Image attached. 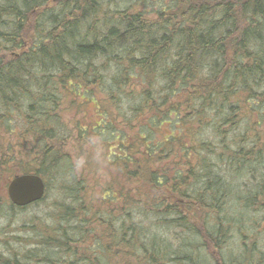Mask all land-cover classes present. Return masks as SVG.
I'll list each match as a JSON object with an SVG mask.
<instances>
[{
  "label": "trees",
  "instance_id": "trees-1",
  "mask_svg": "<svg viewBox=\"0 0 264 264\" xmlns=\"http://www.w3.org/2000/svg\"><path fill=\"white\" fill-rule=\"evenodd\" d=\"M131 1L0 0V137L15 138L0 178L16 163L45 191L58 179L62 219L98 213L78 264H229L228 232L249 235L250 212L264 231V0H165L151 17ZM94 157L105 211L85 205ZM254 238L234 264H264Z\"/></svg>",
  "mask_w": 264,
  "mask_h": 264
},
{
  "label": "rangeland",
  "instance_id": "rangeland-1",
  "mask_svg": "<svg viewBox=\"0 0 264 264\" xmlns=\"http://www.w3.org/2000/svg\"><path fill=\"white\" fill-rule=\"evenodd\" d=\"M164 1L165 0H144L143 2H139V0H132L128 5H132V10L134 11H148L145 15L151 17L154 15V11L157 10L159 5L164 3ZM93 108L94 105L89 104L85 110L89 114V118L95 120L96 116ZM208 133H210L209 129ZM4 137L5 135L0 137V145L5 142L12 143V141H15L13 136L12 138L7 137L5 139ZM94 144H96V141ZM4 145L6 146L7 144ZM87 147H91L96 152L100 151L98 145H94L93 147L92 145H88ZM77 160L79 162L83 161L81 157ZM96 161V157L92 158V162L95 164V177L91 179L93 186L92 195L94 197L90 203L86 202L85 205H87L88 211H91V209L99 211V208L105 211L108 209L107 204L109 203L102 199L98 184H103L105 181L107 183L108 179L106 177L104 178L103 173H105V168L102 164L98 166V164L95 163ZM215 161V158L211 160V162ZM18 164H20V162ZM16 166V163H14L13 167L17 175L18 169ZM4 176V178H0V256L7 259L12 257V254H18L20 256V262L27 261V264H67L70 259L78 264L79 257L77 256L83 253V251L89 250L91 244L97 241V237L104 234L102 231L104 225L100 226L95 222L98 213L92 217H86L85 220L80 222L62 219L61 215L64 206L71 203L70 199L66 198L64 189L58 187V179L52 178V180H49V187H47L44 197L38 201V203L25 207H12L10 206V200L7 195V185L10 179L15 175L9 171L5 173ZM109 181L112 180L109 179ZM121 181L125 182V178L122 177ZM125 185L126 191L129 190L130 187H127L128 184L126 183ZM87 199L89 200L88 197ZM172 199L173 197L171 200ZM111 205L119 208L122 203L120 201L111 203ZM79 208L82 209L83 207L81 206ZM250 215L253 221L250 220L245 223L246 231L249 235L241 239L239 234L231 231L224 237L225 243L222 246V253L226 259H231L228 260L229 264L236 263L235 259L240 260L239 257L243 251V242L250 244L254 238L252 226H254V221L260 216V212L254 214L250 212ZM114 219L117 220L116 226H118L121 217L116 213ZM83 232L84 237L81 238L79 234ZM159 232L162 233L161 230H159ZM181 233V228H176L168 232L166 238L172 245L177 246L178 239L176 237L180 236ZM256 238L258 239L259 246L264 251V231L259 233ZM198 239L203 242L202 237H198ZM49 250L52 251L51 253L53 256L46 259L45 257L47 255H45V253ZM206 250L208 256L210 253L215 254L216 251L210 244ZM72 253L74 254L73 257L71 256ZM31 255L34 256L32 259L29 258ZM113 261L116 262V260ZM2 262L4 261H1L0 264H2ZM7 264H9V262Z\"/></svg>",
  "mask_w": 264,
  "mask_h": 264
},
{
  "label": "water",
  "instance_id": "water-1",
  "mask_svg": "<svg viewBox=\"0 0 264 264\" xmlns=\"http://www.w3.org/2000/svg\"><path fill=\"white\" fill-rule=\"evenodd\" d=\"M44 193V182L34 173L15 175L7 186L8 198L16 207H24L40 201Z\"/></svg>",
  "mask_w": 264,
  "mask_h": 264
}]
</instances>
